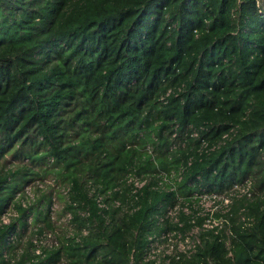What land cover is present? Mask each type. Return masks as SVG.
<instances>
[{"label": "trees", "instance_id": "1", "mask_svg": "<svg viewBox=\"0 0 264 264\" xmlns=\"http://www.w3.org/2000/svg\"><path fill=\"white\" fill-rule=\"evenodd\" d=\"M50 171L72 228L15 256L28 216L54 230L52 189L24 187ZM203 194L227 209L198 215ZM8 210L0 264H264V1L0 0ZM194 227L191 249L149 256Z\"/></svg>", "mask_w": 264, "mask_h": 264}, {"label": "rangeland", "instance_id": "2", "mask_svg": "<svg viewBox=\"0 0 264 264\" xmlns=\"http://www.w3.org/2000/svg\"><path fill=\"white\" fill-rule=\"evenodd\" d=\"M264 1V0H263ZM50 179H53L52 182H49ZM133 179L134 186H140L141 182L137 180V178H131ZM41 183H43L42 189L49 190L52 189L53 191V203L51 206V210L53 211L52 217L54 221V230L48 231L45 229L43 233L39 238H37L36 233H33L36 230V227L41 224L38 222L36 225L33 223V218L31 217V221L28 222V226L26 229L22 232L20 238L18 239V246L15 250L14 255L17 256L18 253L22 250V248L26 245V242L30 239L34 243V248L41 250V246H50L51 244H55L57 242V236L61 235L63 231L70 230L71 225L68 222V217L65 212H63V205H64V197H65V183L57 176L55 173L50 171L48 175H46L42 180H38ZM32 187V193L36 197V199L33 201L36 203V201L39 199L41 192L38 193L37 186L32 182H30ZM29 184V183H28ZM44 192V191H43ZM232 193L240 192L239 190L234 192V187L231 188ZM231 193V194H232ZM29 196V199H31L33 196L31 193H27ZM38 194V195H37ZM196 202H194L193 207L197 210V214L200 216H206L207 214H211L214 210H220L225 211L227 209L226 200H222L221 196L216 195H206L203 194L202 196L195 199ZM33 203V204H34ZM183 208L185 212H188L187 205L185 204L183 207L178 206L173 209H171L167 215L170 219L173 221L176 220V214L177 209ZM10 211V210H9ZM11 212V211H10ZM204 220V227H211L212 225H216L217 219H213L212 216H209ZM198 228L194 227L190 231L186 232L183 236L181 234L173 235L171 232L165 233L166 240L163 241H155L153 244H151V248L149 249V256H163L165 254H169L173 250H185V249H191L194 244L197 241V235H198ZM186 238V239H185Z\"/></svg>", "mask_w": 264, "mask_h": 264}, {"label": "built area", "instance_id": "3", "mask_svg": "<svg viewBox=\"0 0 264 264\" xmlns=\"http://www.w3.org/2000/svg\"><path fill=\"white\" fill-rule=\"evenodd\" d=\"M234 187V191H237L239 190L240 192L239 193H243V192H246L247 195H249V192L247 190V188L245 186H242L241 184H236L233 186ZM27 193H30L29 189L26 190ZM226 202H227V199H225ZM101 205V203H99ZM10 214H15L14 212H10L9 210L6 211L5 213H3L0 217V220L2 222H7L9 221V215ZM67 214V217H69V213H66ZM206 225V224H204ZM183 236V235H182ZM186 239V238H185ZM36 252H39V249H35Z\"/></svg>", "mask_w": 264, "mask_h": 264}, {"label": "clouds", "instance_id": "4", "mask_svg": "<svg viewBox=\"0 0 264 264\" xmlns=\"http://www.w3.org/2000/svg\"><path fill=\"white\" fill-rule=\"evenodd\" d=\"M52 181H53V179H50V180H49V182H52ZM33 183H34L37 187H39V188H42V187H43V183H41V182L38 181V180L33 181L32 184H33ZM30 184H31V183L26 184V185L24 186V187H25V192H26L27 189H29V191H30V193L32 194V196H34V194H33L32 191H31V190H32V187H31ZM232 188H233V187H232ZM32 198H33V197H32ZM32 198H31V199H32ZM29 200H30V199H29ZM29 200H28V201H29ZM98 202L101 203L99 199H98ZM101 205H102V203H101ZM12 212H13V211H12ZM27 220H28V222H30V221H31V216H28V217H27Z\"/></svg>", "mask_w": 264, "mask_h": 264}]
</instances>
